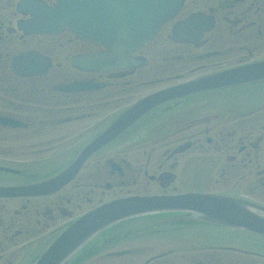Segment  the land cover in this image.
<instances>
[{"label":"flooded vegetation","instance_id":"flooded-vegetation-1","mask_svg":"<svg viewBox=\"0 0 264 264\" xmlns=\"http://www.w3.org/2000/svg\"><path fill=\"white\" fill-rule=\"evenodd\" d=\"M20 1L0 0V185L39 178L24 171L26 164H10L14 155L36 156L38 163L55 158L61 162L60 154L80 151L87 145L81 138L91 134L93 139L154 91L264 61V0H186L176 18L132 54L130 64L109 72L92 71L79 63L83 56L105 50L69 31L26 34L22 27L31 17L18 12ZM37 1L55 5V0ZM199 18L204 20L193 25L201 28L199 34L174 33ZM27 52L47 58L49 69L38 74L16 70L13 58ZM81 85L98 88L80 89ZM238 91L263 95L264 81L165 104L93 156L71 187L48 197L0 199V264H32L39 249L80 215L81 204L89 210L130 196H239L221 190H240L253 182L258 185L252 191H263L264 98L240 103L231 95ZM12 121L17 126L4 124ZM82 126L84 131L75 134ZM9 204L21 206L10 210ZM187 217L153 214L146 225L134 221L115 226L99 234L73 261L174 264V248L140 244L143 241L136 234L151 224L174 218L181 224ZM62 219L66 223L58 222ZM186 252L181 256L185 262L225 264L220 253Z\"/></svg>","mask_w":264,"mask_h":264},{"label":"water","instance_id":"water-1","mask_svg":"<svg viewBox=\"0 0 264 264\" xmlns=\"http://www.w3.org/2000/svg\"><path fill=\"white\" fill-rule=\"evenodd\" d=\"M55 8L29 4L34 19L31 32L56 33L69 28L81 37L108 48L111 58L123 50L136 49L151 40L160 27L182 8L184 0H61ZM107 56V55H106ZM93 65L107 67L102 58ZM264 79V63L233 72L191 80L144 98L86 147L59 176L46 182L0 187V197L39 195L53 192L71 181L83 163L99 149L154 108L196 92ZM187 211L192 217L264 235V208L244 200L202 194L176 197H132L114 200L80 218L36 264H63L98 232L112 224L142 214Z\"/></svg>","mask_w":264,"mask_h":264},{"label":"rangeland","instance_id":"rangeland-1","mask_svg":"<svg viewBox=\"0 0 264 264\" xmlns=\"http://www.w3.org/2000/svg\"><path fill=\"white\" fill-rule=\"evenodd\" d=\"M252 93L253 92L250 93L249 91H238V93H234L231 95L236 96L239 99L240 103H246L248 101L253 102L258 98H264V94L259 96L255 94L251 95ZM82 127L75 134L83 132L86 127L83 128ZM90 136L91 134L85 135V137L81 138V143H85L86 140L90 138ZM68 156H71V154L67 155L64 159H68ZM15 161L23 165L28 163L31 164L38 163L36 156H32V155L24 156V157H17L14 155L13 157L10 158V164H13L11 162H15ZM57 166L47 169L46 172L48 173L50 171L51 172L55 171L56 170L55 168ZM253 185H258V184L253 182ZM253 185L240 186V190L235 188L232 190L229 187H225L221 191H224L226 194L239 192V195L246 196L249 199L257 200V202L264 204V189L263 191L261 190V193L259 191L258 192L252 191L253 189L250 188L254 187ZM110 197L111 195L108 198ZM41 200L42 199H40L39 201L41 202ZM81 205L83 207L82 211H78L77 214H82L84 211H86L89 208V206H86V204H81ZM20 206H21L20 204H9L8 209L10 210L19 209ZM44 206L45 205H43V207ZM65 221L66 220L63 221L62 219L59 220L58 222L64 223ZM169 226L171 225H165L160 227L150 226L149 230L156 232L157 235L150 236L152 238L149 239L140 240L143 241L140 244H151L157 248H174L176 249L177 254H180V257L182 256L183 252H186L189 249H193L197 246L198 248H206L207 245L236 246V247L244 248L246 250H254L256 252L264 254V236H260L251 232L238 231L223 227H218V228L204 227L198 229V231L189 232V233L171 232L170 230L162 232V230L164 229L171 228ZM176 260L177 258L175 259V261ZM134 262L135 261L131 262V264H133ZM176 263L182 264L180 260H177Z\"/></svg>","mask_w":264,"mask_h":264}]
</instances>
